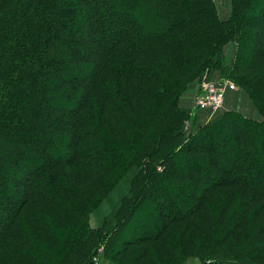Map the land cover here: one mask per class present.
I'll return each mask as SVG.
<instances>
[{
  "label": "trees",
  "instance_id": "obj_1",
  "mask_svg": "<svg viewBox=\"0 0 264 264\" xmlns=\"http://www.w3.org/2000/svg\"><path fill=\"white\" fill-rule=\"evenodd\" d=\"M54 1L56 0H0V130L4 129L3 127L7 124L10 125L11 128L16 127V129H19L18 127L21 123L19 107L21 105L20 103L25 100L22 91L27 86L26 81H30L31 85L33 83L35 86L34 88L38 89L42 82H46L48 77L52 76L49 80L55 79V88H58L61 84L60 82L57 83L60 80L53 75L55 72H50L48 69L44 70L43 64L38 59L32 61V66L30 68L34 70H31V72L27 69V65L23 67V65L12 63L13 60L24 62L30 52L34 51L33 53L36 55L37 51L30 48L33 47L34 49L35 45L33 44L36 39L39 38L40 31L45 33L42 37L43 39L40 40L45 52H40V55H45V58H48V53H51L54 54L55 59H60L62 56L60 53L62 54L64 52L63 49L67 44L55 36H60L62 33L65 34V37L73 36L79 29L82 30L84 28L86 17H78V11L81 8L80 1L57 0L59 5L58 3L57 5L54 4ZM120 1L125 7H127V5L135 6V10L139 11L141 14L142 22L147 31H150L152 38L150 40H145L141 44L140 42L137 43L135 47H131L134 46L133 44L135 43L132 44L124 41L121 47L127 46L133 49V54L126 58L117 56L113 60L111 58L112 56L109 57L111 59H106L105 53L109 47L108 45L104 46L102 43L100 45L98 44V47L91 48V54L90 52L86 54L78 48L73 49L74 55L68 60L70 63L68 64L69 70L76 71L84 66L88 67L90 63H94V65H90L94 71L88 72L87 68V70H85L87 72L80 78L88 82L89 88L87 91H83L82 105H78V109L71 111L73 112L70 116L74 134L70 140V144L75 146V141L78 140L81 134L78 129L79 120H77L78 115L76 112L81 108H85L84 106L92 105V103L94 104L96 100L95 97L98 96L101 101V105H99L98 108L100 118H107L108 116L112 117V119L109 125L103 122L102 126L104 127L101 128L99 134L91 133L92 138L95 140L93 141V145L98 144L97 149H91V152L95 150L94 152L97 154L106 153L108 155L107 160L105 156H103L107 165L105 170L107 174H112L113 176L107 180L108 183L104 185L102 191L99 192L98 187L96 188V196L93 193L89 195L93 197L89 202V208L90 211L94 213L97 208L102 207L110 221H114L115 219L117 209L120 206L117 207V204H120L123 200L127 201L135 197V188L138 185L139 179L141 180L142 186L148 187L152 184L150 178L149 180L143 181V166L146 167L145 164L153 166L165 165L163 173H159V176H157L158 174L153 170L151 176L153 179L160 178L158 181L154 182L157 183L155 189H160L158 192L160 194L157 195L169 197L172 200V204L176 207L172 209L170 206H167V203H165L163 207L160 205L155 207L156 211L160 213V219L164 222L160 223V225H152L150 229L157 230L155 235H149L144 231V236L148 237V242H150L148 245H152L155 243L156 237L159 238L163 235L164 232L162 231L164 229V224L167 225V222H172L168 224L167 228L171 229L176 223L177 225L185 223V218L188 216L194 219L196 216L202 215L206 209H208L211 212L210 215L213 216L214 209L210 205L215 198L216 191H218L217 189L221 187L226 185L236 186L237 183H242L250 188L248 190V192L251 191L250 195L258 190H262L264 194L263 177H260V175L258 176L257 172L251 173L250 171H246L249 173L250 178L242 175L243 171L245 172V169L242 170L241 168L242 154L246 153L249 149L246 148V152L243 150L242 143L236 130L237 126L233 122L242 123V125H244L243 127L246 129H262L264 135V121L259 122L258 120L242 118L239 114V116L231 118V116L236 115V113L232 112L226 114L230 116H221L218 121L213 122L210 130L211 138L213 147L217 148V153L220 155L218 157V163H220L218 170L222 173V176H217L216 179H212V175L217 169L213 168L211 162L206 161L205 163L204 159H202V148L197 146L193 147L188 144L184 145V138L181 139L182 137L176 145V148L174 147L173 149L172 146L168 148L172 142L170 144V142L167 141L171 135L175 134V138L177 137L178 139V136H180L179 131L182 133L183 124L179 120L181 115L184 114V109L178 108L177 101L179 96L187 91L188 86L198 81L200 75L205 70L202 80L205 78L209 79L213 69L218 70L226 68L228 71L226 72V76L235 79L241 87L247 89L251 98L257 105L258 112L264 114V100H261V97L257 96L261 94L260 92L264 93V81L260 80L264 73V46L256 42V38L262 37V35L258 34L253 23H250V21H242L243 12L248 9L250 5L253 7L254 5L255 7L261 6L264 4V0H258L254 5L253 3L248 5V2H255V0H227L231 2V12L229 17L223 20L219 18L214 0ZM51 4H53V6H50ZM160 4L165 6V11L169 13V18L164 17L168 19H162V16L158 14V9L161 8ZM166 8H168V11ZM93 16V14H89V20H91ZM126 20L127 18H123L122 24L117 21L114 22V20H109L108 24H112V26L107 29V31L112 32L115 25H117V27L125 25ZM174 28H177L174 33L168 36L163 34L164 31ZM134 33L135 28H131L130 32L126 35L121 32L119 34L120 39L117 40V42L120 41L119 43H121L122 40L130 38L128 34L133 35ZM20 38L22 42H20ZM234 38L235 40L237 39L238 43V58L236 65L230 66L232 65L231 58L233 51L231 55L229 53V57L226 59L223 58L222 53L226 44L230 43V45L234 47V42H232ZM70 45H72V43L68 45V48ZM86 56L93 57V60L84 61ZM248 56L249 58H247ZM105 59L106 63L103 62ZM223 59L227 60L226 64H223ZM49 62L48 60L47 64ZM132 62L135 64L137 63L140 67H132V69H130L129 65ZM230 67H232L231 71ZM119 68L124 72L120 71ZM127 69L131 72L125 73ZM41 71L45 72L44 76ZM115 71L117 74L114 73ZM244 71H248L250 76L246 78L244 75H241ZM106 72L107 75L110 72L113 73L116 76V81H119L122 87L117 89L115 87L116 84H109V86H106L104 83L106 79L104 74ZM58 75H60V72ZM10 79L15 82L13 94L6 90V84ZM7 93L9 95H7ZM144 93H151L149 95L150 104L146 102ZM73 94L77 95V91H74ZM114 95L119 96L122 101L119 100L115 102V100H113ZM72 97L73 96H67V99H71ZM27 106L28 107H24L22 111L26 113L23 123L24 128L29 126L32 127L34 124H37L36 120L41 111V108L34 105L29 104ZM95 109L94 105L93 110ZM94 118L95 117L90 116V119ZM61 119L59 121L53 119V122H51V119L50 125L45 123V125L40 126L39 132L36 134L37 136H41L39 140H50L52 128L59 125L60 121H62ZM93 124V120L89 122L91 128ZM100 134L101 137H99ZM193 149L199 150V155H192ZM26 151H28V153L24 155L18 148L16 155H12L11 159L17 163L16 165H18V167L21 166V170L26 171V178H31L29 180H32V176L35 175V172L40 174L44 168L48 170L61 163H66L64 160L66 155L58 153V150H53L52 153L45 158L36 155L32 148H28ZM131 153L132 156H130ZM122 155L124 157H130L125 160V163L122 159V164H120L123 166L124 163V165L129 168L127 180L116 181L117 172L113 169L116 164L120 163L119 158H122ZM25 156H27V159H24ZM174 156H176L175 158L182 157L183 161L189 163L191 167L189 170L185 171L188 173V176H179L181 172L178 171L179 169L181 170V168L172 162ZM158 157L164 159V164L157 161ZM29 165L34 167L36 165V167H38L37 171H35V168H29ZM70 165L71 163L68 166ZM196 168L198 169L195 170ZM145 169H147V167ZM226 175H228V177ZM4 178L5 179L0 180V188H11L14 190V188H16L14 187L16 183L11 180L13 175L12 177L4 175ZM194 178L197 181L205 179L206 182L210 181L211 184L206 190L203 189V186L201 188L195 186L194 192L191 194L181 192L182 188L189 186V182L186 180L184 182L182 180ZM220 178L222 180H220ZM118 187L123 188V190H118ZM162 189H165V191H161ZM51 191L53 194L55 192L57 196H53L55 204H52L53 208H51V211H53V213L55 212L54 216H58L56 212L66 211L64 208L65 203H63L61 198L68 195L61 185H53ZM80 192L82 193V191ZM165 192L166 194H164ZM237 194L235 190H232L230 198ZM32 195L33 193L30 188L20 189V194L15 196L14 205L6 209L10 219L8 222L5 220L1 221L0 219V229H6V232L10 230V227H14L13 224H15L21 216L19 212L23 211L21 206L24 200H27V203L30 204L35 203V199ZM111 197H116L117 204L115 203V205H113L111 203ZM198 198L200 200L194 202ZM2 205L4 204L0 202V208ZM80 205V203H77L72 205V207ZM133 205L134 200L130 203L128 208H131ZM223 214L224 212L221 215L223 216ZM67 215L70 220H72V217L68 213ZM125 215L126 213L123 212L115 220L117 227ZM221 215L219 214L218 221L222 219ZM260 217L262 216H259L256 221H260L258 220ZM263 218L264 215L261 221ZM250 222H252V219H250ZM191 229H193V227L189 226L187 231ZM195 230H197V228ZM103 231V228L100 227L98 229L92 228L91 233H89L91 234L89 239L86 235L78 238L80 242H75L73 244L71 254L73 260H71L69 264H92L93 261H91L90 258L86 259L84 262L83 260L89 253L93 254V252L98 249V243L101 239V234L99 233ZM185 231L186 228L184 232ZM208 231L209 228L206 225V228L202 227L201 233L207 236ZM195 235L196 232L190 235L188 239L187 235H185L186 240L192 241ZM108 236L110 235L108 234ZM249 242L252 243V239H250ZM84 243L89 244L87 252L83 249L85 247ZM124 244L127 245L126 242ZM136 245L141 244L136 242ZM253 248V245H247L248 250H245V252L250 253L249 250H253ZM145 249L146 248L139 249L130 258L133 259L138 253L144 252ZM254 249L257 250L256 248ZM207 250L208 249H205L206 254L209 253V250ZM116 251L120 255L125 254V256H131L127 254L128 249L121 250L119 247L118 249L116 248ZM240 254H230L223 258L209 254V256H200V258L204 261L209 260L207 264H231V262H226L227 259H238L239 261L241 260L243 264H251L247 256ZM136 261L139 260L136 259Z\"/></svg>",
  "mask_w": 264,
  "mask_h": 264
},
{
  "label": "rangeland",
  "instance_id": "obj_2",
  "mask_svg": "<svg viewBox=\"0 0 264 264\" xmlns=\"http://www.w3.org/2000/svg\"><path fill=\"white\" fill-rule=\"evenodd\" d=\"M58 1H54V4L57 5L58 3L59 5ZM78 1H80L79 3L81 4L78 17H86V23L84 28L82 30L79 29L73 36L65 37L64 33L60 36L54 35L67 44L63 49L64 52L62 54L60 53V55H62L60 59H55L54 54L51 53H48V58H45V55H40V52H45V49L42 48V42H40L45 33L40 31L39 38H37L33 44L35 45L34 49L33 47L30 48L37 51L36 55L33 51L30 52L28 56L26 55L27 58L24 62L19 60H13L12 62L21 66L23 65V67L27 65V69L31 72V70H34L30 68L32 66V61L38 59L43 64L44 70L48 69L50 72H55L53 75L60 80L57 83L60 82L61 84L58 88H55V79L49 80L52 76H49L46 82H42L38 89L34 88L35 86L33 83L31 85L30 81H26L27 86L22 91L25 100L20 103L21 105L19 107V115L21 118L19 129H16V127L11 128V126L7 124L3 127L4 129L0 130V180L5 179L4 175L11 177L13 175L11 180L16 183L14 186L16 188H14V190L11 188H0V202L5 205L1 206L2 209L0 208L1 221H9L10 216L6 209L14 205L15 196L20 194V189L30 188L33 193L32 197L35 199V203L31 204L27 203V200H24L21 206L23 211L19 212L21 216L17 222L13 224V228L10 227V230L6 232V229H0V264H69L71 260H73L71 255L73 244L75 242H80L78 238L84 235L89 239L91 236L89 233H91L92 228L98 229L99 227L103 228L104 231L99 233L101 234V239L98 243V249H96L93 254L89 253L83 262L90 258V260L93 261L92 264H207L209 260L204 261L200 256H209V254H211L223 258L230 254L242 253L240 255L247 256L251 264H264V218L261 221L264 215V194L262 190H258L250 195L251 191L248 192L250 188L242 183H237L236 186L226 185L217 189L218 191H216L215 198L210 205L214 209L215 215H210L211 212L206 209L203 214L201 213L202 215L196 216L194 219L188 216L185 218L186 224L181 221L182 224L179 223L181 225H177L176 223L171 229L167 228L168 224L172 222H167V225L164 224V229L162 231L164 232L163 235L159 238L156 237V241L152 245H148L150 242H148V237L144 236L145 232L149 235H155L157 230L150 229L152 225H160V223L164 222L160 219V213L156 211L155 207H158V205L163 207L165 203L172 209L176 207L172 204V200L169 197L157 195L160 194L158 193L160 189H155L157 183L154 182L158 181L160 178L153 179L151 176L153 170L156 171L158 174L157 176H159V173H163L165 165L153 166L145 164L147 169L143 166L144 171H141L142 179L145 181L150 178L152 184L148 187L142 186L141 180L139 179L133 199L127 201L123 200L124 202L122 201L120 204H117L116 197H111L110 200L113 205H115V203L117 207L120 205L117 209L114 221H110L102 207L97 208L94 213L90 211L89 202L93 197L89 195L93 193L96 196V188L98 187L99 192L102 191L104 185L108 183L107 180L113 176L112 174H107L105 170L108 155L106 153L97 154L94 152L98 144L93 145V141L95 140L92 138L91 133L99 134L101 128L104 127L102 126L103 122L109 125L112 117L107 116V118H100L98 108L99 105H101V101L98 96H96L94 104L92 103V105L84 106L85 108H81L76 112L78 115L77 120H79L78 129L81 134L78 140L75 141V146L70 144V140L74 134L70 116L73 112L71 111H75L78 109V105H82L83 91H87L89 88L88 82L80 78L87 72L85 71L87 68L88 72L94 71L90 66L91 64L94 65V63H90L88 67L84 66L76 71H71L68 67V64H70L68 60L73 57L74 48H78L86 54L87 52L91 54V48L98 47L97 45L101 43L109 47L105 53L107 60L110 56H112V60L117 56L126 58L133 54V49L127 46L121 47L124 41L132 44L135 43L133 44L134 46H131L135 47L139 42L141 44L145 40H150L152 35H150V31H147L145 28L141 19V14L139 11L135 10L136 8L134 5H127V7H125L120 0ZM257 1L258 0H255V2H248V5L252 3L254 5ZM214 3L219 18L222 20L228 18L231 12V2L227 0H214ZM50 6H53V4ZM250 6L243 12L242 21H250V23L255 25L258 34L262 35V37L256 38V42L264 46V4L257 7H255V5L254 7L252 5ZM160 7L161 8L158 9V14L162 16V19H168L170 15L165 11V6L160 4ZM166 9L168 11V8ZM89 14L94 15L91 20H89ZM123 18H127L125 25L119 27L115 25L112 32L107 31V29L112 26V24H108L109 20H114V22L117 21L122 24ZM131 28H135V33L133 35L128 34L130 38L122 40L121 43H119L120 41L117 42V40L120 39L119 34L122 32L126 35L130 32ZM176 30L177 28L169 29L168 31H164L163 34L168 36ZM20 42H22L21 38ZM232 42H234V47H232L230 43L226 44L223 48L222 56L226 59L229 57V53L231 55L233 51L231 58L232 65H229L235 66L238 58L237 39L235 40L234 38ZM70 43H72V45L68 48ZM247 58H249V56ZM90 59L93 60V57L86 56L84 61H90ZM106 59L103 61L104 63H106ZM225 59H223V64H226L227 60ZM48 60L50 62L47 64ZM132 67L137 68L140 66L132 62L129 68L132 69ZM230 68L231 71L232 67ZM120 71L124 72L121 69ZM205 71L200 75L198 81L188 86L187 91L179 96L177 101L178 108L184 109V114L181 115L179 120L183 124L182 133L179 131L180 136H178V139L177 137L175 138L174 134L171 135L167 141H169L170 144L172 142V144L168 146V148L172 146V149L174 147L176 148V145L183 138L184 145L188 144L193 147L197 146L202 148V159H204L205 163L206 161L211 162L213 168L217 169L212 175V179H216L217 176H222V173L218 170L220 164L218 163V157L220 155L217 153V148L213 147L211 138L210 130L213 122L218 121L221 116L232 112L236 113V115H233L234 117L231 116V118L240 115L242 118L261 122L264 121V114L258 112L257 105L251 98L247 89L241 87L235 79L226 76V72H228L226 68L218 70L213 69L207 80L214 83L231 82L235 85V89L226 91L223 105L215 112H211L207 109L199 110L196 107V98L203 90L202 78L204 77ZM41 72H43L44 76L45 72ZM59 72L60 75H58ZM128 72L131 71L127 69L125 73ZM114 73L117 74L116 71ZM241 75H244L246 78L250 76L248 71H244ZM104 76L106 78L104 82L106 86H109V84H116L115 87L117 89L122 87L119 81H116V76L113 73L110 72L107 75L106 72ZM260 80L264 81V73ZM14 84L15 82L11 79L6 84V90L12 94ZM74 91H77V95L73 94ZM260 93L261 94L257 96L261 97V100H264V93ZM150 94L144 93L147 103L150 102ZM7 95L9 94L7 93ZM67 96L73 97L67 99ZM113 100L118 102L121 98L114 95ZM29 104L41 108L42 112L40 111L38 115V119L36 120L37 124H34L32 127L29 126L24 128L23 123L26 113L22 111L24 107H28L27 105ZM94 105L96 108L95 110H93ZM43 112L45 113V117ZM90 116L95 118L90 119ZM53 119H57L58 121L61 119L62 121H60L59 125L52 128V132H50L51 139L39 140L41 136L36 135L39 132V127L45 125V123L50 125V121L53 122ZM92 120L94 121L92 126V128L94 127L93 129L89 126V122H92ZM233 122L237 126L236 130L242 143L243 150L246 152V148L249 149L246 152L247 154H242V170L245 169V172L250 171L251 173L257 172L258 176L260 175V177L264 178L263 130L259 128L246 129L243 127L244 125H242V123ZM99 137H101V134ZM18 148L24 155L28 153L26 149L32 148L36 155L43 158L48 157L53 150H58V153L66 155L64 157L66 163H61L48 170L44 168L40 174L35 172V175L32 176V180H29L31 178H26V171L21 170V166L18 167V165H16L17 163L11 159L12 155H16ZM91 149L95 150L91 152ZM198 152L199 150L193 149L192 155H199ZM103 156H105L106 160ZM130 156H132V153ZM175 157L176 156H174L172 162L181 168V170L179 169L178 171L181 172L179 176H188V173L185 171L190 169L191 166L189 163L183 161L182 157ZM128 158L130 157H124L122 155V158H119L120 163L114 166L113 170L117 172L116 181L127 180L129 168L124 165V163ZM24 159H27V156H25ZM122 159L124 161L123 166L120 165L122 164ZM163 160L162 157L157 158L159 163L162 162L161 164H164ZM70 163L71 165L68 166ZM29 166V168H35V171H37L38 167H36V165L35 167L32 165ZM197 169L198 168L195 170ZM245 172L243 171L242 175L250 178L249 173ZM226 176L228 177V175ZM185 180L189 182L188 187L181 189V192L185 194L193 193L195 186L198 188L203 186V189L206 190L211 184L210 181L206 182L205 179L197 181L194 178L184 179L182 181L185 182ZM220 180L222 179L220 178ZM53 185H61L68 195L61 198L63 203H65L64 208L66 211L56 212L58 216H54L55 212L53 213V211H51V208H53L52 204H55L53 196L57 197L55 192L53 194L51 191ZM118 190H123V188L118 187ZM232 190H235L238 194L230 198ZM80 191H82V193ZM161 191H165V189ZM196 192L200 193L199 191ZM164 194H166V192ZM199 198L194 202L200 200ZM133 200L134 205L128 208ZM77 203L81 205L72 207V205ZM123 212L126 213V215L117 227L115 220ZM223 212L224 214L222 216L221 214ZM67 213L74 221L70 220ZM219 214L222 217L220 221H218ZM259 216H262L258 219L261 223L260 221H256ZM250 219H252V222H250ZM206 225L209 228L207 236L201 233L202 227L206 228ZM189 226H192L193 229L187 231ZM185 228L186 231L184 232ZM196 228L197 230H195ZM195 232L196 235L193 236L192 241L186 240L185 235H187L188 239L190 235H193ZM108 234L110 236H108ZM4 239L5 241L3 242ZM250 239H252V243L249 242ZM125 242L127 245L124 244ZM136 242L141 245H136ZM84 244L85 247L83 249L87 252L89 244ZM247 245H253L257 250L253 248V250H249L250 253H247L245 252V250H248ZM119 247L121 250L128 249L127 254L131 256H125V254L120 255L116 251V248L118 249ZM141 248L146 249L144 252L138 253L133 259L130 258ZM205 249H208L209 253L206 254ZM136 259L139 261H136ZM226 262H231V264H243L242 261L238 259H227Z\"/></svg>",
  "mask_w": 264,
  "mask_h": 264
},
{
  "label": "built area",
  "instance_id": "obj_3",
  "mask_svg": "<svg viewBox=\"0 0 264 264\" xmlns=\"http://www.w3.org/2000/svg\"><path fill=\"white\" fill-rule=\"evenodd\" d=\"M202 89L196 98V107L199 110L207 109L215 112L223 105L226 91L235 89V85L231 82L214 83L205 78Z\"/></svg>",
  "mask_w": 264,
  "mask_h": 264
}]
</instances>
